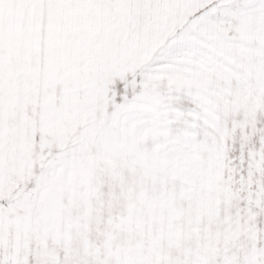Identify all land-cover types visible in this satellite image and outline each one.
<instances>
[{
    "label": "snow or ice",
    "instance_id": "1",
    "mask_svg": "<svg viewBox=\"0 0 264 264\" xmlns=\"http://www.w3.org/2000/svg\"><path fill=\"white\" fill-rule=\"evenodd\" d=\"M0 264H264V0H0Z\"/></svg>",
    "mask_w": 264,
    "mask_h": 264
}]
</instances>
